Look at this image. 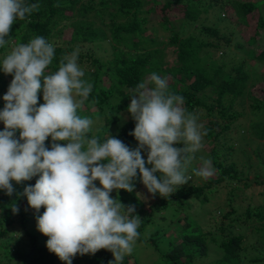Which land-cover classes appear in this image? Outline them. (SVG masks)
Wrapping results in <instances>:
<instances>
[{
	"label": "trees",
	"instance_id": "1",
	"mask_svg": "<svg viewBox=\"0 0 264 264\" xmlns=\"http://www.w3.org/2000/svg\"><path fill=\"white\" fill-rule=\"evenodd\" d=\"M27 2L38 3L39 10L25 20L17 19L5 38L6 44L0 47V108L5 107L3 97L14 79V75L3 71V59L15 46L42 36L55 49L46 73L58 71L61 58L80 49L78 64L86 65L84 79L93 84L88 99L78 110V115L93 120L87 134L89 138L96 136L104 142L111 135L129 149L139 147L131 134L136 121L128 108L135 87L151 73L167 77L169 90L185 98L184 107L189 112L202 117L201 123L207 131L203 138V156L212 160L215 174L202 184L190 183L188 188L179 186L169 197L157 192L153 194L155 199L145 200L144 192L148 189L145 185V189H141L142 176L137 170L132 181L133 191L121 189L117 197L125 201L127 207H135L134 215L142 216L138 243L122 264H139L141 253L147 248L159 253L154 264H204L212 252L216 257L208 264H264V96L261 95L264 69H258L259 62L264 64V16L259 14L260 22L241 36L231 25L221 30L219 23L227 20L220 15L214 19L202 17L217 3L221 7L217 9H223L227 0ZM230 4L240 24L247 25L251 12L262 4L264 14V0H230ZM236 39L239 40L237 48L240 52L245 50L247 56L233 54L231 46ZM170 52L174 55L172 58ZM256 85L259 86L255 88ZM259 89L261 94L254 91ZM43 103L41 90L37 107ZM123 113H128V120L121 123ZM250 113L255 114L258 121H254L250 129L242 128L239 122ZM101 128H106L109 135H101ZM4 129L0 121V131ZM237 129L244 131L236 133ZM248 133L263 140L249 139ZM15 135L19 139V131ZM53 143L49 136L45 146L51 150ZM253 144L252 150L248 149ZM199 152L195 156H200ZM187 174L194 175L193 169ZM156 176L160 178L162 174L157 172ZM38 179L39 175L20 183L11 181L14 188L11 196L0 189V236L8 241L0 242V254L4 256H0V264L12 261L15 264H66L57 261V255L49 251L47 242L36 229L28 226L27 219H22L24 214L20 208L35 210L24 191L28 186L34 187ZM95 184L101 185L99 180ZM225 186H229L228 190ZM256 188L259 191H254ZM252 192L260 197L258 204L253 201L254 195L243 207L239 200H245ZM190 197L201 205L210 206L209 227L191 213H185L180 225L174 222V228L168 230V224L172 223L168 219L173 220L176 212L191 207ZM13 207L19 211L14 213ZM157 214L161 224L148 231L149 225L157 223ZM72 264H114V256L107 249L95 254L78 253Z\"/></svg>",
	"mask_w": 264,
	"mask_h": 264
},
{
	"label": "clouds",
	"instance_id": "2",
	"mask_svg": "<svg viewBox=\"0 0 264 264\" xmlns=\"http://www.w3.org/2000/svg\"><path fill=\"white\" fill-rule=\"evenodd\" d=\"M39 8L38 3L27 0H0V47L6 44L16 20H25ZM54 53V46L37 36L15 46L2 61L3 71L14 79L0 111L5 125L0 131V189L11 196V181L20 183L39 175L24 195L37 211L46 208L37 219L38 230L49 237V251L72 264L78 253L107 249L114 264H122L140 236L141 218L134 215V206L126 208L111 192H132L139 170L150 193L171 196L191 179L187 173L195 154L204 147L207 131L199 116L184 107L185 98L169 90L168 78L151 73L135 87L128 108L136 121L131 134L139 147L130 150L111 135L104 142L96 136L89 138L93 120L81 117L78 110L93 84L83 79L85 72L78 64L80 49L65 54L58 71L46 73ZM41 90L44 103L37 107ZM49 136L54 142L51 150L45 146ZM181 144L183 147L174 146ZM145 147L151 169L141 155ZM200 160L194 174L211 178L216 171L212 160ZM157 172L162 174L160 178ZM97 180L102 187L96 186ZM18 211L13 207L14 213Z\"/></svg>",
	"mask_w": 264,
	"mask_h": 264
},
{
	"label": "rangeland",
	"instance_id": "3",
	"mask_svg": "<svg viewBox=\"0 0 264 264\" xmlns=\"http://www.w3.org/2000/svg\"><path fill=\"white\" fill-rule=\"evenodd\" d=\"M228 2H226V4H225V6H224V9H217L218 7H220V4L219 3H217V4H215V6L213 7V8H211L210 10H209V13L208 14H206V13H204L203 15H202V17H206V16H208V17H210V18H212V19H214V18H216V17H218L219 15L223 18V19H226L227 20V22H224V20L223 21H221L220 23H219V27L221 28V30L225 27V26H227V25H231V27H233V28H235L236 29V31H237V33L238 32H240V34H241V36H243L244 35V33H245V31H250L253 27H254V24H256L257 25V23H259L260 22V16H259V14H262L263 16H264V14L262 13V8H263V4L262 5H260V7L258 8V10L257 11H255V12H251V14L249 15V17H248V24L247 25H245V24H240L238 21H237V15H236V13L234 12L235 10H233V8H232V6H231V4H230V0H227ZM243 1H245V0H243ZM246 1H248V0H246ZM219 13V14H218ZM219 16V17H220ZM218 21H219V19H218ZM69 37V34H67L66 35V38H68ZM239 42V40L238 39H236V40H234V42H232V46H231V48L233 49V51H234V54L237 56V55H241V56H247L248 54H247V52L245 51V50H242L241 52H240V50L237 48V43ZM257 51V53L260 51V49H258V50H256ZM169 56H171V58L174 56L171 52H170V55ZM83 70H84V72L86 71V69H87V67H86V65H83V66H80ZM258 69L260 70V71H262L263 69H264V64L263 63H261V62H259V65H258ZM83 79H84V77H83ZM86 80V79H85ZM259 85H256L255 86V88H257ZM254 91H256V92H259V94H261V91H260V89H259V91L258 90H254ZM262 96H264V93L263 94H261ZM78 99V98H77ZM95 109H96V107H94ZM3 109L4 108H0V111H3ZM120 119H121V123H124L125 121H127L128 120V113H123V115H120ZM202 121V117H199V122H201ZM254 121H258L257 120V116L255 115V114H253V113H250V115L249 116H245L244 118H242V120L239 122V125L243 128V126H245L247 129H250V126H251V124L254 122ZM238 130V129H237ZM244 131V129H242V130H238L236 133H238V132H243ZM99 133L101 134V135H109V133L107 132V129L106 128H101V129H99ZM248 138L250 139V138H252V139H254V140H256V142L257 141H262L263 139H261V138H259V137H254L253 136V134H250V133H248ZM255 143V142H254ZM137 145H139V144H137ZM175 147H179L180 145H174ZM255 146V144H253V145H251V146H249L248 147V149L250 148L251 150H252V148ZM137 147V146H136ZM203 149H205V147H203L202 149H201V151L199 152V155L200 156H196V159L193 161V163H192V165L190 166V168L191 169H198L200 166H201V160H200V158L201 157H204L203 156V154H204V150ZM130 150H135L134 149V147L133 146H131L130 147ZM148 152H149V150L147 149V147H145L144 149H143V151L141 152V155H142V157H143V159L145 160V162H146V167H148L149 169H151V167H152V165H148L147 164V156H148ZM205 157H206V155H205ZM190 168H189V171H190ZM141 175V174H140ZM189 176H191V179L189 180V182H188V184H185V185H183L185 188H188L189 187V185H190V183H195V184H202L203 182H205L204 180V178H202V177H199V176H196L195 174L194 175H189ZM253 177V174L251 175V178ZM143 184V182H142V179H141V185H140V187H141V189H145V186H144V184ZM96 186L97 187H102V185H97L96 184ZM224 188V187H223ZM225 188L228 190V188H229V186H225ZM178 189V188H177ZM121 190V189H120ZM120 190H116V189H114L112 192H111V197L113 198V199H117V197L119 196V194H120ZM254 191H259V188H256V190H254ZM261 191V190H260ZM250 192V191H249ZM221 193H222V195H221V197L223 198L224 197V192L223 191H221ZM256 193H254V192H252V193H249L248 194V196L246 197H244L245 198V200H243V199H240L239 200V203H241L242 204V206L243 207H246L247 205H248V200L249 199H251V197L252 196H254ZM259 194V193H258ZM144 195L146 196V197H144L145 198V200H147V198H149V199H155V197H153V194L152 193H150L149 191H145L144 192ZM258 199H260V197L259 198H257V195H255V197L253 198V201L256 203V204H258ZM126 208H127V204H126V202L125 201H123V200H119ZM188 201H189V205H191V207H187L186 208V210H184V211H181V212H176L175 214H174V219L172 220L171 218H169L168 219V222L169 221H171L172 223H170V224H168V230H172L174 227H173V223L175 222V223H179V225H180V221H182V219H183V215L185 214V213H187V214H189V213H191V215L193 216V218H195L196 220H198L199 222H201V224H205V227H209V221H208V219H207V213H208V211H209V209H210V206L209 205H201L200 204V202H198L197 201V199L196 198H192V197H190L189 199H188ZM21 209V212L24 214V217L22 218L21 216V218L22 219H27V224H28V226H30V227H33L34 229H36L37 230V232H38V234L40 235V237H41V239L42 240H45L46 242H47V240L49 239V237L48 236H46V235H44L42 232H40L39 230H38V217L40 216V215H42L43 213H44V211L46 210V208H44V209H40L39 211H37L36 209L35 210H33V209H28V208H25V209H23V208H20ZM227 210V209H226ZM177 214V215H176ZM217 214V216L220 218L221 217V214L219 213V212H217L216 213ZM141 218H142V216H141ZM155 218L157 219V223L156 224H153V225H149L148 227H147V229H148V231L149 230H153L154 228H156V225L158 224V225H160L161 224V221H160V215H156L155 216ZM192 218V217H191ZM192 218V219H193ZM177 226L178 228L180 227V226ZM16 236H19V234H16ZM144 236H149V233H144ZM7 240V238L6 237H3V236H0V242H4V244H6L8 241H6ZM27 240H29V237L27 238ZM137 243L138 242H136V244L135 245H137ZM147 247V246H146ZM0 256H1V258H4V256L3 255H1L0 254ZM158 256H159V253L156 251V250H154L153 248H147V249H145L142 253H141V255H140V259H139V264H154V261H155V259H157L158 258ZM128 257H130V256H128ZM216 257V255H215V253H211V255L208 257V258H206L205 259V261H204V264H208V262L209 261H211V260H213L214 258ZM72 260H73V258H72ZM57 261L58 262H61V263H66L65 261H62L58 256H57ZM132 261V260H131ZM1 264H7V263H5V262H2ZM9 264H15V262H10Z\"/></svg>",
	"mask_w": 264,
	"mask_h": 264
}]
</instances>
